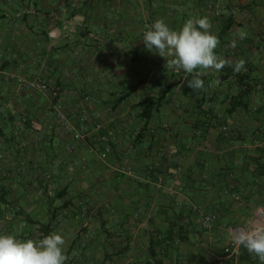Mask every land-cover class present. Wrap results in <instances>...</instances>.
<instances>
[{
	"label": "crops",
	"instance_id": "0c3cea01",
	"mask_svg": "<svg viewBox=\"0 0 264 264\" xmlns=\"http://www.w3.org/2000/svg\"><path fill=\"white\" fill-rule=\"evenodd\" d=\"M204 16L217 54L246 62V110L226 112L240 89L231 67L182 88L186 74L140 41L157 19L178 30ZM12 75L60 88L83 140L51 114V90ZM64 202L48 234L66 238V264H260L223 250L233 227L264 217V0H0V234L43 238L13 222L44 223ZM83 214L103 227L75 228Z\"/></svg>",
	"mask_w": 264,
	"mask_h": 264
},
{
	"label": "clouds",
	"instance_id": "9594fccd",
	"mask_svg": "<svg viewBox=\"0 0 264 264\" xmlns=\"http://www.w3.org/2000/svg\"><path fill=\"white\" fill-rule=\"evenodd\" d=\"M247 37L244 30L233 34L229 47L236 48L238 41ZM145 49L166 61L165 68L174 72L183 71L187 86L193 91L205 88L203 77L231 67L234 74L245 69V61L233 63L217 54L220 44L212 31L207 16L187 19L182 27L174 30L163 18L146 25L140 40ZM232 242L242 246L249 255L264 264V217L253 214L245 223L230 231ZM66 238L52 232L40 239H22L13 233L0 234V264H66L69 256L65 252Z\"/></svg>",
	"mask_w": 264,
	"mask_h": 264
},
{
	"label": "built area",
	"instance_id": "2783aa9c",
	"mask_svg": "<svg viewBox=\"0 0 264 264\" xmlns=\"http://www.w3.org/2000/svg\"><path fill=\"white\" fill-rule=\"evenodd\" d=\"M12 78L16 79L18 84H23L29 87L30 89L36 90L41 93H45L48 90L52 91V98L50 99V111L51 114L55 117V119L60 123L62 130L65 133H71L72 137L76 141H81L83 140V135L80 133V131L76 130L75 126L73 123L69 120L67 117L66 113L63 111L61 103L59 101V93H60V88H51L49 82L45 78H36V79H27L23 76L20 75H12ZM96 129H99V126H96ZM99 140L102 145V153L104 156L108 155L112 151L111 143L109 138L106 135L100 134L99 135ZM179 172H181L179 170ZM48 179V176H46ZM158 184H161V180L159 179ZM193 211L199 213V209L197 206H193ZM213 222V218L211 215H202L201 218V228L204 230L209 231L211 229ZM239 247L236 246L232 240L227 244V246L224 248V253L228 256H233L237 253Z\"/></svg>",
	"mask_w": 264,
	"mask_h": 264
},
{
	"label": "trees",
	"instance_id": "16d2710c",
	"mask_svg": "<svg viewBox=\"0 0 264 264\" xmlns=\"http://www.w3.org/2000/svg\"><path fill=\"white\" fill-rule=\"evenodd\" d=\"M245 78H246L245 75L240 76L239 74H237V79H238L240 89H239V93L237 94V96H234V97L229 99V105H228V108L226 109V112L229 114L233 113L237 109L246 110V108H247V105H248L247 102H248L249 97H250V86L243 82L245 80ZM187 79H190V76L185 78V81L182 83V88H185L187 86V84H186ZM150 110H151V108H147V107L144 108L142 117L148 118ZM62 194L63 195L60 197V199L64 198L66 191L63 190ZM50 197L51 196H48V199L52 200V201H54L57 198V197H53V198H50ZM68 205H69V202H64L63 205L60 207L59 206L53 207V209L51 211H49L47 221L44 223L39 222V221L34 222L31 218H29V216H26L25 221L32 224V225H39L40 226L39 230H41L43 232V234L46 236L48 234V232L52 231L53 228L55 227V217L57 215V212L60 211V209L67 208ZM238 250L241 252V254H243V251L245 249L242 246H240Z\"/></svg>",
	"mask_w": 264,
	"mask_h": 264
},
{
	"label": "rangeland",
	"instance_id": "374dc122",
	"mask_svg": "<svg viewBox=\"0 0 264 264\" xmlns=\"http://www.w3.org/2000/svg\"><path fill=\"white\" fill-rule=\"evenodd\" d=\"M49 84L52 85V88L54 87L51 82ZM54 88H56V87H54ZM49 189H53L52 186ZM35 209L37 211L38 210V206H35ZM89 216L93 220L86 221V218L84 217V214H83V215L80 216V219L79 220H75V221L73 220L71 222H72V224H74L75 228L76 227H79L80 229L82 228V229H89L90 230L92 228H94V229L95 228L96 229L97 228H100L101 229L103 227V224L101 225V221L98 219L97 216H95L93 214H91ZM34 222H36V221H34ZM71 222L69 221V223H71ZM83 224H88V225L83 226ZM13 225H14V228H17V229L29 228V229H31L33 231L39 230V227H40L39 225H32V224H30V223H28L26 221H24V222H22V221H15V222H13ZM55 225H56V223H55ZM58 225H59V222H58ZM37 234H38V232L35 233L36 236H37Z\"/></svg>",
	"mask_w": 264,
	"mask_h": 264
}]
</instances>
